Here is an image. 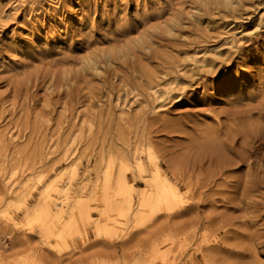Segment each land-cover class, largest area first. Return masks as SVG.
Returning <instances> with one entry per match:
<instances>
[{
	"label": "rangeland",
	"instance_id": "rangeland-1",
	"mask_svg": "<svg viewBox=\"0 0 264 264\" xmlns=\"http://www.w3.org/2000/svg\"><path fill=\"white\" fill-rule=\"evenodd\" d=\"M260 101L264 0H0V264H264Z\"/></svg>",
	"mask_w": 264,
	"mask_h": 264
},
{
	"label": "bare ground",
	"instance_id": "bare-ground-1",
	"mask_svg": "<svg viewBox=\"0 0 264 264\" xmlns=\"http://www.w3.org/2000/svg\"><path fill=\"white\" fill-rule=\"evenodd\" d=\"M259 112L262 116H264V101L258 102L256 105H251L248 107L246 110V116L249 115L250 118L253 117V114L255 112ZM238 118L236 113H233L231 115V121H235ZM246 131H263L261 129H257V126L253 128L252 125H249L248 129ZM245 147L248 151V159H252L256 154L262 152L264 148V134L262 132L257 133V134H252L248 135V142L246 141ZM149 162L151 165V169L154 173V189L150 190L149 194H146L145 197H143L142 205L146 207H150L152 209V213H154L158 205L161 202H166L170 206H174L176 203V200H182V193L178 188L171 182L170 178L163 174L161 171V167L159 166L157 162L156 156L152 153L149 152L148 154ZM261 160L263 163L261 165H255L256 161H252L250 163V166L253 168H256L257 170H260L261 172L264 171V158L262 157ZM137 166L140 172L144 171V163L141 160V157H137ZM214 163V161H213ZM217 165H219V162H216ZM130 168V165L128 163L123 164V168L120 173L119 180L117 181V187L120 191L121 194L124 195L125 197V204L123 207L118 208L122 212L123 215H128L131 206H132V197H133V190L134 188L136 189V186L131 183L128 178L126 177V171ZM263 168V169H262ZM74 173L76 172V169L73 171ZM46 177V173H41L38 175L36 184L43 182V180ZM112 164H110L106 171H105V177H104V185L106 189H110L112 187ZM51 184V183H50ZM49 184L48 187L51 185ZM35 187V184L29 187V190H32ZM69 188H66L63 190L62 194L60 197L56 198L60 200L61 205L65 206L67 204V201L69 199ZM21 201H18L20 203ZM140 218L144 217L143 211L141 210V213L137 214ZM78 217H72L71 221H69L70 224H75L77 223Z\"/></svg>",
	"mask_w": 264,
	"mask_h": 264
}]
</instances>
